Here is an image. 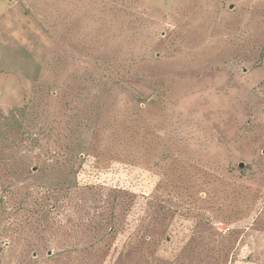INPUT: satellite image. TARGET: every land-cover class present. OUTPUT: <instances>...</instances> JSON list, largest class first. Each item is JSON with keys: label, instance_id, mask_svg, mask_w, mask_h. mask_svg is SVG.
<instances>
[{"label": "rangeland", "instance_id": "rangeland-1", "mask_svg": "<svg viewBox=\"0 0 264 264\" xmlns=\"http://www.w3.org/2000/svg\"><path fill=\"white\" fill-rule=\"evenodd\" d=\"M0 264H264V0H0Z\"/></svg>", "mask_w": 264, "mask_h": 264}, {"label": "water", "instance_id": "water-1", "mask_svg": "<svg viewBox=\"0 0 264 264\" xmlns=\"http://www.w3.org/2000/svg\"><path fill=\"white\" fill-rule=\"evenodd\" d=\"M241 167H244V165H243V164H241Z\"/></svg>", "mask_w": 264, "mask_h": 264}]
</instances>
